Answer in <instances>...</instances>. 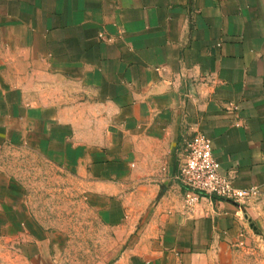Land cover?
Listing matches in <instances>:
<instances>
[{"label": "crops", "instance_id": "obj_1", "mask_svg": "<svg viewBox=\"0 0 264 264\" xmlns=\"http://www.w3.org/2000/svg\"><path fill=\"white\" fill-rule=\"evenodd\" d=\"M197 132L256 197L185 208L180 157ZM2 148L74 173L112 264H203L264 238V0H0ZM0 236L46 250L1 167Z\"/></svg>", "mask_w": 264, "mask_h": 264}, {"label": "rangeland", "instance_id": "obj_2", "mask_svg": "<svg viewBox=\"0 0 264 264\" xmlns=\"http://www.w3.org/2000/svg\"><path fill=\"white\" fill-rule=\"evenodd\" d=\"M0 167L25 192L41 224L46 250L34 258L17 239L0 236V264H112L119 255L74 173L52 167L34 152L2 148ZM203 264H264V238L211 253Z\"/></svg>", "mask_w": 264, "mask_h": 264}, {"label": "built area", "instance_id": "obj_3", "mask_svg": "<svg viewBox=\"0 0 264 264\" xmlns=\"http://www.w3.org/2000/svg\"><path fill=\"white\" fill-rule=\"evenodd\" d=\"M213 154L211 140L203 133H195L186 143L180 157L178 179L184 188V206L193 212L204 199L242 203L259 194V188L237 187L232 179L222 175Z\"/></svg>", "mask_w": 264, "mask_h": 264}, {"label": "water", "instance_id": "obj_4", "mask_svg": "<svg viewBox=\"0 0 264 264\" xmlns=\"http://www.w3.org/2000/svg\"><path fill=\"white\" fill-rule=\"evenodd\" d=\"M250 227H252V229L255 230V225L254 224H251Z\"/></svg>", "mask_w": 264, "mask_h": 264}]
</instances>
